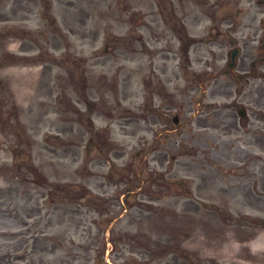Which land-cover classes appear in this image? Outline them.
Masks as SVG:
<instances>
[{
  "label": "rangeland",
  "instance_id": "1",
  "mask_svg": "<svg viewBox=\"0 0 264 264\" xmlns=\"http://www.w3.org/2000/svg\"><path fill=\"white\" fill-rule=\"evenodd\" d=\"M146 1L131 15L57 5L54 40H0V264H264V147L246 150L256 136L237 116L240 106L264 112L250 102L264 106V82L246 102L233 87L199 104L178 59L154 70L142 47L120 61ZM241 10L264 17V4ZM261 47L248 49L264 57ZM124 66L129 84L118 82ZM150 73L158 88L143 80Z\"/></svg>",
  "mask_w": 264,
  "mask_h": 264
},
{
  "label": "flooded vegetation",
  "instance_id": "2",
  "mask_svg": "<svg viewBox=\"0 0 264 264\" xmlns=\"http://www.w3.org/2000/svg\"><path fill=\"white\" fill-rule=\"evenodd\" d=\"M80 1L85 5L97 7L104 4L109 9L126 8L128 14L130 10L135 14L137 2ZM75 2L76 0H0V40H54L56 6H62L64 11L70 14V6ZM253 2L264 4L263 0H147L149 11L143 16L145 24L142 25L141 20L137 19L129 30L133 46L129 53L130 59L134 60L139 54L137 52H141V48L136 49L137 42H140L142 37L135 41L133 36L136 28H142L146 39L142 51L147 62L158 71L162 62L174 59H178L179 69L182 65L187 69L192 68L195 73L194 81L202 89L199 103L224 96L223 93L229 97L233 87L237 88L234 94L238 100L243 98L246 102V96L252 94L257 97L264 82V57L253 55L248 47L251 41L259 40L264 52V17L258 18L251 13V16H247V13L241 10ZM232 8H237L238 11L234 12ZM84 12V17L80 18L82 24H85L90 16L88 12ZM118 14L117 12L116 16ZM70 31L73 32L71 29ZM152 37L154 42L160 44L159 49L147 43ZM235 49L237 58L234 65L229 67L231 52ZM156 58L160 59L159 65L155 63ZM164 70L165 67L162 66L161 71ZM131 77V74H127L126 80L129 81ZM205 97H208L207 100ZM235 101L236 99L234 103ZM250 102L264 111V106L253 101V98ZM249 113L245 111L244 117L240 119L241 126L248 131L246 135L256 138L253 141L248 140L246 136L245 142L248 147L263 148L264 140L257 137L256 132L264 131V112L260 113V116L252 111ZM235 125V119L230 118L226 128L230 132Z\"/></svg>",
  "mask_w": 264,
  "mask_h": 264
}]
</instances>
